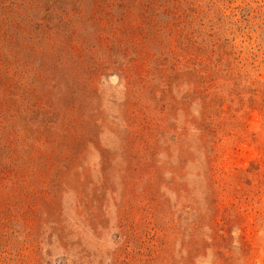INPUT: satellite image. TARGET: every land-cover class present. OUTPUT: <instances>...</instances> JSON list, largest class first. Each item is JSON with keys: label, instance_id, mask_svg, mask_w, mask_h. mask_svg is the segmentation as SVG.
<instances>
[{"label": "rangeland", "instance_id": "1", "mask_svg": "<svg viewBox=\"0 0 264 264\" xmlns=\"http://www.w3.org/2000/svg\"><path fill=\"white\" fill-rule=\"evenodd\" d=\"M0 264H264V0H0Z\"/></svg>", "mask_w": 264, "mask_h": 264}, {"label": "trees", "instance_id": "2", "mask_svg": "<svg viewBox=\"0 0 264 264\" xmlns=\"http://www.w3.org/2000/svg\"><path fill=\"white\" fill-rule=\"evenodd\" d=\"M209 136H210L211 138H213V139H214V137H215V135L210 134V133H209Z\"/></svg>", "mask_w": 264, "mask_h": 264}]
</instances>
